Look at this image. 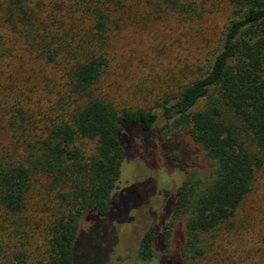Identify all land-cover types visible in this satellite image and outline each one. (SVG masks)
Instances as JSON below:
<instances>
[{"label": "trees", "instance_id": "1", "mask_svg": "<svg viewBox=\"0 0 264 264\" xmlns=\"http://www.w3.org/2000/svg\"><path fill=\"white\" fill-rule=\"evenodd\" d=\"M132 1L0 0V27L50 68L44 84L58 95L43 110L25 111L14 83L2 88L0 108L4 118L10 114L11 132L0 134V264H75L85 215L126 224L135 242L111 255L122 264H171L168 242L180 222L187 238L176 264H205L255 191L264 169V0H218L235 15L218 52L177 93L137 110L99 92ZM168 3L172 12L188 14L178 0ZM155 13L166 12L157 6ZM185 128L204 151L205 172L182 171L181 156L168 149ZM137 158L158 169L159 178L117 194L124 163ZM163 172L177 183L175 193L159 185ZM133 189L142 201L124 210ZM159 195L157 224L147 205Z\"/></svg>", "mask_w": 264, "mask_h": 264}, {"label": "rangeland", "instance_id": "2", "mask_svg": "<svg viewBox=\"0 0 264 264\" xmlns=\"http://www.w3.org/2000/svg\"><path fill=\"white\" fill-rule=\"evenodd\" d=\"M178 1L187 7L188 14L172 12L168 0H134L129 3L124 14L125 22L110 50V67L99 85V92L119 108L137 110L156 106L163 97L177 93L191 80V71L205 65L218 52L226 27L235 16L233 8L218 0ZM156 5L166 12L165 16L160 17L155 13ZM0 53L4 54L0 69L3 71L0 74V105L4 102L3 86H12L13 83L18 90L15 89L14 96H22L25 111L35 108L43 110L50 101L58 100L56 91L49 94L44 84L50 68L27 52L20 40L3 27H0ZM16 102H11L10 106L14 107ZM10 106L7 107L8 111ZM158 112L159 128H162V112ZM4 114L0 108L1 138L7 137L4 134L10 131L7 126L10 114L6 118ZM14 121L17 125L22 124L17 115ZM174 136L175 145L169 144L168 149H175L181 156L179 164L182 171H207L209 162L204 151L193 142L188 129L176 132ZM259 174L255 191L240 208L231 226L221 232V237H217L205 264H264V169ZM160 177L159 185L175 193L177 183L168 180L164 172L160 173ZM158 178V169L146 166L139 158L132 159L124 163L115 192L118 194L133 185ZM126 197L122 205L124 210L127 206L133 210L142 201L136 189ZM163 203L164 195H159L156 199L151 198L147 205L148 209L155 211L157 224L161 221ZM94 218L85 215L80 221L75 264H122L117 256L111 255L121 254L134 244V239L129 238V228L122 221ZM159 231L165 233L164 226H160ZM186 238L183 222H180L168 242L174 258L171 264H176L175 260L182 262ZM133 250L130 248L127 252L131 254ZM133 264L146 263L137 260Z\"/></svg>", "mask_w": 264, "mask_h": 264}]
</instances>
